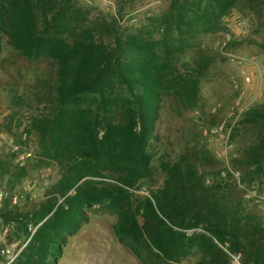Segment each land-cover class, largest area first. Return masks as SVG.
Returning <instances> with one entry per match:
<instances>
[{
    "label": "trees",
    "instance_id": "obj_1",
    "mask_svg": "<svg viewBox=\"0 0 264 264\" xmlns=\"http://www.w3.org/2000/svg\"><path fill=\"white\" fill-rule=\"evenodd\" d=\"M240 1L255 0H168L150 26L132 31L120 23L122 4L116 15L92 17L76 0H0V54L4 40L24 59L48 64L29 96L38 108L32 122L40 149L60 171L57 195L22 211L12 191L26 166L0 156L7 242L29 235V222L38 224L17 263L55 264L65 230L77 227L84 207L98 205L114 209L115 236L144 264H172L190 254L196 264H231L232 253L241 264H264V222L239 187L264 172V105L242 118L253 136L235 159L245 169L240 180L222 176L221 162L194 146L161 163L162 184L149 195L130 191L151 173L147 147L164 97L195 105L199 80L213 61L200 38L219 30ZM188 51L191 63L181 70ZM196 226L203 231L184 232Z\"/></svg>",
    "mask_w": 264,
    "mask_h": 264
},
{
    "label": "rangeland",
    "instance_id": "obj_2",
    "mask_svg": "<svg viewBox=\"0 0 264 264\" xmlns=\"http://www.w3.org/2000/svg\"><path fill=\"white\" fill-rule=\"evenodd\" d=\"M167 3L168 0H76V6L92 17L116 15L122 4L120 23L132 31L150 26L152 17L163 12ZM220 22L219 30L200 38L201 47L207 49L213 61L199 80L198 101L184 107L172 97H164L147 147L151 173L130 189L133 193L149 195L162 184L161 163L175 161L194 146H204L221 162L222 176L229 173L240 180L244 175L245 169L235 159L253 135L251 130L246 131L248 124L244 125L242 118L250 109L264 105V0L240 1ZM0 55V156L7 154L13 164L26 166V174L16 180L12 191V203L26 211L57 195L54 187L59 167L40 149L38 131L32 122L38 108L29 96L35 75L46 71L48 64L24 59L4 40ZM191 56L190 51L185 52L178 64L181 70L185 69L184 63L190 65ZM206 167L204 172L209 171ZM90 178L112 181L109 177ZM208 180H212L210 175ZM239 187L248 209L254 208L264 222V172L249 181H239ZM7 193L0 191V199ZM63 199L58 195V203ZM82 213L77 227L65 230L66 240L55 264H144L115 236L116 214L112 207L94 205L84 207ZM37 226L29 222V235H13L14 240L8 243L11 227L0 224V249H8L11 255L6 258L0 253V264H19L18 258ZM202 231L200 226L184 230L188 235ZM230 255L231 264H241L239 254ZM196 260L197 255L190 254L172 264H196Z\"/></svg>",
    "mask_w": 264,
    "mask_h": 264
},
{
    "label": "built area",
    "instance_id": "obj_3",
    "mask_svg": "<svg viewBox=\"0 0 264 264\" xmlns=\"http://www.w3.org/2000/svg\"><path fill=\"white\" fill-rule=\"evenodd\" d=\"M0 253H1L2 255H4L6 258H8V257L11 256L9 250L6 249V248H4V247H2V248L0 249Z\"/></svg>",
    "mask_w": 264,
    "mask_h": 264
}]
</instances>
